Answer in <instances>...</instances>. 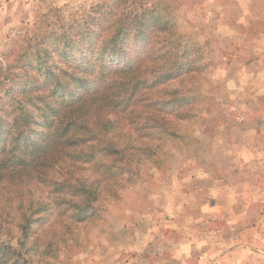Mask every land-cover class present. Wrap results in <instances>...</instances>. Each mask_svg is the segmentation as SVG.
<instances>
[{"label":"rangeland","instance_id":"rangeland-1","mask_svg":"<svg viewBox=\"0 0 264 264\" xmlns=\"http://www.w3.org/2000/svg\"><path fill=\"white\" fill-rule=\"evenodd\" d=\"M0 125V264H264V0H0Z\"/></svg>","mask_w":264,"mask_h":264},{"label":"trees","instance_id":"trees-1","mask_svg":"<svg viewBox=\"0 0 264 264\" xmlns=\"http://www.w3.org/2000/svg\"><path fill=\"white\" fill-rule=\"evenodd\" d=\"M123 36H124V32L122 31V34H121V32H118L115 36H113L111 39H110V43H109V45H111L112 47H113V49L116 51V52H118V50H120L121 52L123 51V48L122 49H120L119 48V45L121 44V43H125L126 42V40L123 38ZM55 73L54 72H52V76L54 75ZM56 76H57V74H56ZM73 79L75 80V83H76V81L78 80V81H80V82H83V83H85V82H87V80H86V78H85V73L83 74V76H79V75H77L76 73H74L73 75ZM48 78H52V77H49V75H48ZM55 87L54 88H51V89H49V91L51 92V97L53 96L54 97V95L55 96H58V95H65L66 97H70V98H73L74 96H75V94H76V91L75 90H71L70 89V83L69 82H63V81H57V80H55ZM75 86H76V84H75ZM46 92V91H45ZM78 95V94H77ZM43 96V95H42ZM49 97V96H48ZM75 99V98H74ZM43 100H47L46 99V97H44L43 96ZM53 102V101H52ZM20 103H21V107H22V109H24V108H26L25 107V105H26V102H24L23 101V99H20ZM44 108H42V110H44V109H46V107L47 108H49V109H51V111L50 112H54L55 110L53 109V105L51 104V103H44ZM27 117H29V118H31V115H28V116H26L25 118H27ZM18 127H20V126H18ZM0 128H1V125H0ZM18 139V138H17Z\"/></svg>","mask_w":264,"mask_h":264},{"label":"crops","instance_id":"crops-1","mask_svg":"<svg viewBox=\"0 0 264 264\" xmlns=\"http://www.w3.org/2000/svg\"><path fill=\"white\" fill-rule=\"evenodd\" d=\"M252 176H253V174H252ZM217 182H219V180H217ZM213 183H214V181H213ZM216 185L217 184H212L211 186H213V188H214ZM225 191H227V190H225ZM204 233L205 232H203V235H204ZM248 246H249L248 244L242 245V246H235V245L232 246L231 245V246L227 247L225 250L219 251V253L216 254L213 261L221 262L222 260L229 258V257H233V256H237V255H241V256L245 255L246 258L245 259H242V258L239 259V262H244V263H246V261L249 262L250 258H248V256H250L253 253V250L250 249Z\"/></svg>","mask_w":264,"mask_h":264}]
</instances>
